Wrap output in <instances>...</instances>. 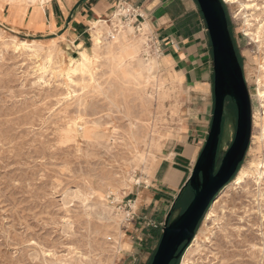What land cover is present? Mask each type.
<instances>
[{
  "label": "rangeland",
  "instance_id": "obj_1",
  "mask_svg": "<svg viewBox=\"0 0 264 264\" xmlns=\"http://www.w3.org/2000/svg\"><path fill=\"white\" fill-rule=\"evenodd\" d=\"M222 1L250 94L252 137L239 170L177 264L191 245L189 264H264V175L258 180L253 172L234 183L241 170L255 171L253 163L264 162V35L260 42L252 35L264 22V0ZM187 6L207 28L197 0ZM10 9L13 19L4 14ZM27 18V34L17 32ZM39 18L37 3L0 0V264H150L162 236L154 225L179 215L192 190L177 207L173 199L140 205V196L145 186L154 188L155 171L175 137L202 122L207 100L156 53L151 39H158L147 22L133 24V42L140 61L152 58V70H115L105 48L92 65L94 81L79 74L71 81L68 65L83 49L28 35ZM107 25L105 44L114 28ZM20 40L39 43L34 51L18 50ZM93 43L86 47L90 55ZM227 106L219 159L237 127L236 104L227 99ZM129 204L136 212L132 223Z\"/></svg>",
  "mask_w": 264,
  "mask_h": 264
},
{
  "label": "crops",
  "instance_id": "obj_2",
  "mask_svg": "<svg viewBox=\"0 0 264 264\" xmlns=\"http://www.w3.org/2000/svg\"><path fill=\"white\" fill-rule=\"evenodd\" d=\"M125 1L143 13L141 22L149 23L171 71L180 74L193 92L207 100L202 122L197 119L194 129L188 127L175 137L155 171L154 188L145 186L139 203L166 204L170 199L175 202L192 174L211 127L215 102L212 44L207 28L189 10V0ZM37 4L40 18L33 21L34 30L28 35L50 37L65 46L81 49H86L92 39L93 22L109 21L115 9L120 7L119 0H46ZM4 14L10 19L14 17L11 9ZM30 21L27 18L20 26L21 30L16 31L27 34L22 29Z\"/></svg>",
  "mask_w": 264,
  "mask_h": 264
},
{
  "label": "water",
  "instance_id": "obj_3",
  "mask_svg": "<svg viewBox=\"0 0 264 264\" xmlns=\"http://www.w3.org/2000/svg\"><path fill=\"white\" fill-rule=\"evenodd\" d=\"M207 25L214 62V111L206 143L185 185L194 192L187 208L165 221L151 264L180 259L214 198L231 181L243 162L252 137V105L222 0H197ZM227 99L237 108V127L229 149L219 159V145ZM182 191V190H181Z\"/></svg>",
  "mask_w": 264,
  "mask_h": 264
},
{
  "label": "bare ground",
  "instance_id": "obj_4",
  "mask_svg": "<svg viewBox=\"0 0 264 264\" xmlns=\"http://www.w3.org/2000/svg\"><path fill=\"white\" fill-rule=\"evenodd\" d=\"M27 3L33 5L36 3H40L43 4L46 2V0H26ZM226 1H231V0H226ZM244 8H251L252 4H243ZM121 11V12H120ZM120 11H117L116 13L113 14L114 19H116L117 21L120 22V28H118V25H116L115 27L116 30L111 31V37H112V42H109L108 44H110V46H108V44L104 43V25H107V21L106 20H98L93 22V26H92V38L94 40V46H93V52L95 55H90L88 53V51L86 49H83L80 51L79 56L80 58L76 59V58H72L70 61V64L68 65L67 68V77L71 80H73V76L79 74L82 80H85L86 77H88V80H93L94 79V73L92 68V65L94 64V61H98L99 59V55H97V53L99 51L104 50L105 48L108 49L106 51V54L109 55V59L114 60L113 62V67H120V66H124L125 65L128 67H133L136 70H141V71H150L152 70V58H147L146 61H140L137 58V54L139 52V46L133 42V37H138V35L136 34V29H135V24L133 25V21L128 22V23H124L122 21V18L120 17V15L123 13V9H120ZM114 21V20H113ZM248 25L250 26L251 23H248ZM253 25V24H252ZM144 27V26H143ZM140 28V27H138ZM145 28V27H144ZM143 30L145 29H140V34L143 35ZM116 33V34H113ZM250 34V32L248 33ZM134 35V36H133ZM253 38L257 41L260 42L261 38L264 35V22L262 23V25L257 27V30L255 32L252 33ZM14 38V37H12ZM13 40V39H12ZM16 40V39H14ZM37 44L39 42L36 41H32V42H27L25 40H20L16 46L17 49H22V48H28L31 50H35L34 49V44ZM143 43V42H142ZM38 45V44H37ZM36 45V46H37ZM145 45V44H144ZM54 46V45H53ZM51 47V46H50ZM39 48V47H38ZM37 48V49H38ZM40 49V48H39ZM52 49V48H51ZM50 49V50H51ZM56 49V48H55ZM105 49V50H106ZM41 50V49H40ZM104 50V51H105ZM50 53V51H48ZM55 52V51H54ZM36 53V52H35ZM105 53V52H104ZM39 54V53H38ZM147 54V53H146ZM37 55V54H36ZM50 56V55H49ZM57 56V55H56ZM104 59V58H103ZM142 59V58H141ZM156 60V59H155ZM52 61V60H51ZM100 61V60H99ZM112 63V62H110ZM59 66V65H58ZM124 67L121 69H124ZM57 68V67H56ZM59 68V67H58ZM127 69V68H126ZM129 69V68H128ZM114 70V69H113ZM116 70V68H115ZM118 70V69H117ZM127 71V70H126ZM133 71V70H132ZM122 72V71H121ZM115 73V72H114ZM123 73V72H122ZM128 73V72H127ZM126 73V74H127ZM132 73V72H130ZM148 74V73H147ZM138 77V75H137ZM140 77V76H139ZM129 78V77H128ZM127 78V79H128ZM134 78V77H133ZM136 78V77H135ZM147 79H149V76L146 77ZM145 78V79H146ZM131 80V79H130ZM136 80V79H135ZM138 80V79H137ZM94 81V80H93ZM127 81V80H126ZM145 80H143L144 82ZM147 81V80H146ZM134 82V81H133ZM139 82V81H138ZM137 82V83H138ZM129 83V82H128ZM144 84V83H143ZM162 84V83H161ZM134 85V84H133ZM136 85V83H135ZM141 86V85H140ZM146 87V85H145ZM144 87V88H145ZM139 89V88H138ZM143 89V88H142ZM154 89V88H153ZM151 90V89H150ZM154 93V92H153ZM261 93V92H260ZM262 94V93H261ZM146 96V95H145ZM119 97V96H118ZM94 98V97H93ZM107 104V103H106ZM97 108V107H96ZM100 119V118H99ZM74 125H77L76 123H74ZM93 126V125H91ZM102 126V125H101ZM84 126H82L81 128L83 129ZM79 131V130H78ZM263 131V136H264V128L262 129ZM81 133V132H80ZM152 141V140H151ZM99 148V147H98ZM144 149V148H143ZM143 159V158H142ZM137 160V159H136ZM144 160V159H143ZM253 167L255 168V171H248V170H241L238 173V177L236 178V180L234 181V183L236 184H240L244 181V179L250 175L253 174V172L257 175V179L261 180L262 176L264 175V162L263 161H258L253 163ZM227 187V186H226ZM91 190V189H90ZM223 192V191H221ZM221 192L219 194H221ZM218 196V195H217ZM223 196H221L219 199H217L214 202V206L220 201V199H222ZM211 210V209H210ZM213 215V212L210 211L208 214V217L210 218ZM89 233V232H88ZM197 237V236H196ZM263 241V240H262ZM90 246V245H89ZM193 245H191L192 247ZM191 247L187 250V253L189 254L191 252ZM185 254L184 259L182 264H189L190 259L188 258V254ZM191 262V261H190Z\"/></svg>",
  "mask_w": 264,
  "mask_h": 264
},
{
  "label": "built area",
  "instance_id": "obj_5",
  "mask_svg": "<svg viewBox=\"0 0 264 264\" xmlns=\"http://www.w3.org/2000/svg\"><path fill=\"white\" fill-rule=\"evenodd\" d=\"M121 9H123V13L120 15V17L122 18L123 21H128L130 19H133V24H139L137 27L140 26V24L142 23L141 20H143V13L135 6L130 5L129 3H127L125 0H119V5ZM117 6V7H118ZM111 23V25H113L114 28L115 24H113V18L111 17L110 20L108 21ZM113 28V29H114ZM154 37V36H153ZM153 41V45H154V50L156 51V53H158L159 55L163 54V51L161 49V44L159 43V41H154V38L151 39ZM130 209L127 212L126 215V220L129 223H132L135 218H136V212L133 210V206L131 204H129ZM165 226V222L164 223H160L159 225L155 224L154 227L158 228L160 231L163 230V227Z\"/></svg>",
  "mask_w": 264,
  "mask_h": 264
},
{
  "label": "trees",
  "instance_id": "obj_6",
  "mask_svg": "<svg viewBox=\"0 0 264 264\" xmlns=\"http://www.w3.org/2000/svg\"><path fill=\"white\" fill-rule=\"evenodd\" d=\"M223 2V1H222ZM223 5H224V3H223ZM227 18H228V16H227ZM228 22H229V19H228ZM230 32H231V30H230ZM232 35V34H231ZM227 108H228V106H227V102H226V107H225V115H224V118H223V124H224V120H225V117H226V115H227ZM212 123V122H211ZM222 131H223V126H222ZM221 136H222V134H221ZM241 166V164L239 165V167ZM239 167H238V170H239ZM237 170V171H238ZM232 180V179H231ZM190 188V186L189 185H187L182 191H181V193L179 194V196H178V198L176 199V203H175V206L177 207L178 205H181V203H180V201H181V198L183 197V195H184V193H185V191L187 190V188ZM193 195H194V192L192 191V195H191V198H190V200L188 201V203L185 205V206H181V211H180V213H182L186 208H187V206L189 205V203H190V201L192 200V198H193ZM179 213V214H180ZM204 218V217H203ZM169 220L171 221V218L169 217ZM202 221V220H201ZM201 223V222H200ZM200 223H199V225H200ZM199 225H198V227H199ZM198 227H197V229H198ZM197 229H196V231H197ZM161 239V238H160ZM159 242H160V240H159ZM159 242H158V244H157V246H156V249H155V251H154V254H153V257H154V255H155V253H156V250H157V248H158V245H159ZM152 260H153V258H152ZM178 261L179 260H174L171 264H177L178 263ZM152 262V261H151ZM151 264V263H150Z\"/></svg>",
  "mask_w": 264,
  "mask_h": 264
}]
</instances>
